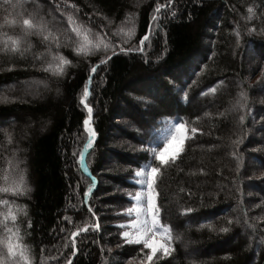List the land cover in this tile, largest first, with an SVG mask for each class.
<instances>
[{
	"label": "trees",
	"instance_id": "16d2710c",
	"mask_svg": "<svg viewBox=\"0 0 264 264\" xmlns=\"http://www.w3.org/2000/svg\"><path fill=\"white\" fill-rule=\"evenodd\" d=\"M10 2L24 7L0 0V49L11 48L36 6L48 32L28 36L18 52L0 50V264H136L146 256L97 223V192L86 211L89 176L98 178L107 155L120 168L106 175L109 204L127 202L112 188L136 191L144 164L160 169L155 202L172 239L170 253L147 264H264V0ZM85 104L95 133L89 176L79 160ZM171 121L188 136L175 163L161 165L153 138ZM118 136L121 143L110 140ZM86 214L95 222L73 242ZM9 243L19 245L15 257Z\"/></svg>",
	"mask_w": 264,
	"mask_h": 264
},
{
	"label": "snow or ice",
	"instance_id": "6c2138e0",
	"mask_svg": "<svg viewBox=\"0 0 264 264\" xmlns=\"http://www.w3.org/2000/svg\"><path fill=\"white\" fill-rule=\"evenodd\" d=\"M6 5H10L12 8H21L23 9V4H20L19 2L16 4H11L10 0H5ZM29 18L23 19V30L20 36H18L16 39L12 40L11 48H8L7 44H5L3 49H0L2 51L8 52V53H15L20 51V45L23 42L27 41L28 36L35 35V34H43L48 32V23L44 20L42 16L39 15L38 6H36V11L32 13H28ZM69 23H71V18H69ZM73 31L76 32V35H80V31L77 28H73ZM131 31V30H130ZM43 39L46 41L48 39L47 35L43 36ZM147 39V36H145L141 40V44L143 43V40ZM90 43V42H89ZM57 47H59V44H57ZM78 52L86 53L89 48L86 47L84 43H80L79 46L76 49ZM53 60H59L60 64H67L69 61H67L63 56H53ZM103 62V61H102ZM47 70V69H46ZM91 72L96 71V66H92L90 69ZM85 96L88 95V89L84 90ZM240 98H245V93H240ZM6 100L7 98H3ZM81 103H84L82 100ZM236 106L243 107V105L240 103V99L236 101ZM85 107L87 108L89 114L91 113L92 109L87 104H85ZM235 107V106H234ZM242 119V118H241ZM89 121L86 119L84 121L85 130L88 133V139L84 146L85 151H82L80 153V166H85V153L87 152V149L91 146L93 137L95 135L94 130L88 129ZM197 130L195 128L192 129V132H196ZM186 132V127L183 122L177 121L172 131H170L167 138L163 141V148H161L160 143H157L155 140V137L153 138L154 146L152 148V155H154L155 160L159 161L161 165L167 164L168 159H165V153L168 152L169 147L174 145L173 153L171 157L169 158L172 163H175L176 158L179 156L180 152L183 151V141L182 140H176L175 133ZM186 138V137H185ZM160 171V169L156 166H153L152 163L149 161L146 167H142L139 171H137L134 175L137 178L136 182L140 185V191H137L135 195L129 194L130 200L133 202L135 207L127 209V215L129 216V222L127 225H121L122 228H130L134 229V231H123L121 235L126 238V242L128 243H140L143 244L145 248L151 249V254L147 256V260L151 261L153 259V255L158 250H161L164 255H167L169 253V246L163 242V239L160 242H157L155 240V236H161L164 239L171 240V234L170 229L167 225H161L159 221V211L160 208L156 204L155 199L158 195L155 187V177L157 173ZM143 177L141 180L140 178ZM94 183V180H93ZM87 191L85 192V196H87ZM91 211V209H89ZM135 212L136 216L133 217L132 213ZM141 215H143V219H141ZM12 219L14 220L15 217L13 216ZM98 227V225H96ZM165 234H167L165 236ZM75 236V233L73 234ZM178 238V237H177ZM19 245H12L11 243L8 244L7 247V255L9 257H15L16 252L14 251V248H18ZM75 251V249H74ZM20 258H24L23 252L20 253ZM12 264H16L15 261L12 262Z\"/></svg>",
	"mask_w": 264,
	"mask_h": 264
},
{
	"label": "rangeland",
	"instance_id": "374dc122",
	"mask_svg": "<svg viewBox=\"0 0 264 264\" xmlns=\"http://www.w3.org/2000/svg\"><path fill=\"white\" fill-rule=\"evenodd\" d=\"M247 56H249V55H247ZM250 58H251V55L249 56ZM86 99H83V101H85ZM91 114H92V112H91ZM90 114V116H89V118H88V121H89V123H88V125H87V127H88V129H90V130H92V128H91V124H90V122H91V119H92V115ZM120 120V119H119ZM176 122H169L168 124H167V126L161 131V133L159 134V136H158V143H160V145H161V148H163V141H164V139L165 138H167L168 137V135H169V133H170V131H172V129H173V126H174V124H175ZM33 125V124H32ZM13 127H15V124L13 123ZM32 127H34V126H32ZM116 134H118V135H120L121 136V134H119V133H116ZM120 136H118V137H116V138H114V139H110V140H113V141H115L116 143L117 142H119V143H121L120 142V140H121V138H120ZM187 136H188V133H187V130H186V132H184V133H181V132H176L175 133V137H176V140H182L183 141V144L185 143V140H186V138H187ZM186 137V138H185ZM94 138H95V135H94V137H93V140L92 141H94ZM173 148H174V145L173 146H170L169 147V150H168V152L167 153H165V159H168V161L170 160L169 158L171 157V155H172V153H173ZM85 151V150H84ZM89 151H90V147L87 149V152L85 153V166L84 167H81V169L83 170V172H84V174L87 176H89V168H88V165H87V162H86V158H87V156H88V153H89ZM151 157L153 158V160L154 161H156V162H159V161H157V160H155V157H154V155H152V149H151ZM80 160V159H79ZM106 162H107V164H106V166H105V169L103 170V172L100 174V176L98 175V178H93V177H90L89 176V178L91 179L90 181H91V183H90V185H89V189H88V191H87V193H88V195L87 196H85V204H86V211H88L90 214H92L90 211H89V209H91V207H90V205H88V201L90 200V198L91 197H93V195H95L94 193L95 192H97L96 193V197L94 196V203H93V206H94V208L92 207V209L94 210V211H96V220H97V223H99L100 224V226H101V228H105V226H107L108 224H110V226L112 227V226H114L115 228H116V230H118V236L120 237V239L124 242V244H127V245H141L143 248H144V250H146V251H148L147 253H146V256L143 254V256H140L139 257V259L137 260V262H135L136 264H147V263H150V262H153V261H156V260H158V258H161V257H163V256H167L169 253H170V250H169V253L167 254V255H164L163 254V252L161 251V250H158L156 253H155V255H153V259L151 260V261H149V260H147V256L149 255V254H151V249H149V248H145L144 246H143V244H140V243H128V242H126V238H124L122 235H121V233L123 232V231H129V232H132V231H134V229H130V228H127V227H125V228H122V227H120L121 225H127L128 224V222H129V216L127 215V209H129V208H133V207H135V205L133 204V202L130 200V197H129V194H132V195H135V193L137 192V191H140L141 189H140V185L136 182V180H137V178L136 177H134V179H132V182L135 184V185H137L138 186V189H136V191H131V192H127V190H125L126 188H123V189H119L118 187H116V188H112L113 189V191H118L119 190V195L120 196H122L123 198H122V200H126L127 202L126 203H122V201H121V203H116V204H109L110 202V199L112 198L111 196H112V194L111 193H109L108 191L107 192H105L103 189H104V187H111V184H110V182H109V180L106 178V175H108L109 173L110 174H112V170H113V167L114 168H116V165H117V162H114L113 160H112V158L109 156V155H107V157H106ZM151 163H152V165H153V161H151ZM160 163V162H159ZM147 164L148 163H146V164H144L142 167H146L147 166ZM108 165V166H107ZM141 167V168H142ZM120 168L119 167H117L115 170L116 171H118ZM140 170V169H139ZM138 170V171H139ZM141 180L143 179V177H141L140 178ZM155 179V178H154ZM93 180H94V183H93ZM86 183H87V180H86ZM112 191V190H111ZM101 197V198H100ZM119 199V198H118ZM103 201V202H102ZM116 201V200H115ZM91 209V210H92ZM92 210V211H93ZM89 214V217H88V214H86V216H87V218H85V223H84V225H82V228H83V231L82 232H79V233H75V236L73 235L72 236V241L73 242H75L76 241V239L77 238H79L80 236V234L81 233H88V231H90L91 230V227H90V223H92V222H95V219L93 218V216L92 215H90ZM107 215H109V217H110V220H106L105 222H103V226L101 225V220H102V218L103 217H107ZM132 216L133 217H135L136 216V213L135 212H133L132 213ZM113 218V220L111 221V219ZM141 219H143V215H141V217H140ZM73 220V219H72ZM100 222H99V221ZM103 221V220H102ZM108 223V224H107ZM96 227V226H95ZM99 227V226H98ZM98 227H96V229H98ZM189 229V228H188ZM93 231V230H92ZM167 234H165V236H166ZM185 236H186V234H185ZM155 238V240L157 241V242H160L162 239H163V242L165 243V244H167L168 246H169V244H168V240L167 239H164L163 237H161V236H155L154 237ZM189 244L190 245H193L194 244V242H189ZM199 244L198 243H195V247H197ZM169 249H170V246H169ZM185 253H187L188 255H190L189 257H192V258H200V256H201V252L200 251H198V250H193V249H191V248H185Z\"/></svg>",
	"mask_w": 264,
	"mask_h": 264
},
{
	"label": "bare ground",
	"instance_id": "6f19581e",
	"mask_svg": "<svg viewBox=\"0 0 264 264\" xmlns=\"http://www.w3.org/2000/svg\"><path fill=\"white\" fill-rule=\"evenodd\" d=\"M253 37V36H252ZM259 40V39H258ZM136 47V46H135ZM209 47V46H208ZM124 56V55H123ZM138 57V56H137ZM157 58V57H156ZM236 59V58H235ZM94 65V64H93ZM186 73V72H185ZM201 91V90H200ZM152 93V92H151ZM139 94V93H138ZM237 95H238V93H237ZM201 100V99H200ZM193 102V101H192ZM205 102V101H204ZM263 102V101H262ZM210 103V102H209ZM218 110V109H217ZM143 115V114H142ZM167 116V115H166ZM117 118V117H116ZM149 120V119H148ZM127 121V120H126ZM221 124V123H220ZM118 127V126H117ZM243 128V127H242ZM223 130V129H222ZM228 132V131H227ZM235 145V144H234ZM254 146H255V144H254ZM242 154V153H241ZM260 154V153H259ZM241 156V155H240ZM244 163V162H243ZM100 176V175H99ZM97 177H98V175H97ZM109 180V179H108ZM243 188V187H242ZM176 208V207H175ZM113 219V218H112ZM260 226V225H259ZM227 236V235H226Z\"/></svg>",
	"mask_w": 264,
	"mask_h": 264
},
{
	"label": "water",
	"instance_id": "95a60500",
	"mask_svg": "<svg viewBox=\"0 0 264 264\" xmlns=\"http://www.w3.org/2000/svg\"><path fill=\"white\" fill-rule=\"evenodd\" d=\"M92 123V121L90 122V124Z\"/></svg>",
	"mask_w": 264,
	"mask_h": 264
}]
</instances>
